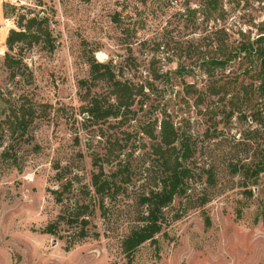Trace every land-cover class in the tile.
<instances>
[{
	"label": "rangeland",
	"instance_id": "rangeland-1",
	"mask_svg": "<svg viewBox=\"0 0 264 264\" xmlns=\"http://www.w3.org/2000/svg\"><path fill=\"white\" fill-rule=\"evenodd\" d=\"M222 4L211 13L204 0H0V264H127L121 242L138 198L161 178L145 128L158 134L163 107L178 125L190 119L191 166L214 164L217 179L194 175L187 196L167 207V234L141 245L132 264H264V173L243 187L228 167L247 155L233 142L249 124L197 104L186 84L202 86V72L155 80L161 90L143 108L139 96L134 113L94 119L87 111L95 99L117 103L111 82L92 73L94 59L109 62L119 79L146 82L154 70L196 67L214 31L234 46L264 31V0ZM34 16L45 18L41 36L10 48L11 31ZM261 132L249 156L264 151ZM97 173L112 180L103 194L93 185ZM76 202L93 210L91 235L79 241L67 222ZM50 224L55 232L46 231Z\"/></svg>",
	"mask_w": 264,
	"mask_h": 264
},
{
	"label": "trees",
	"instance_id": "trees-1",
	"mask_svg": "<svg viewBox=\"0 0 264 264\" xmlns=\"http://www.w3.org/2000/svg\"><path fill=\"white\" fill-rule=\"evenodd\" d=\"M222 1L204 0V5L211 13L220 10L222 13V8L224 9ZM44 22L45 18L34 16L24 24V30H12L8 38L9 47L13 48L18 39L39 38L41 36L39 31H42ZM213 35L214 39L209 44L210 49L201 54L196 67L180 63L174 71H160L159 73L154 70L153 78L147 77L146 82L119 79L109 62H98L94 59L92 73L96 79H106L111 82L117 103L104 107L99 99H95L87 111L94 119L134 113L131 107L139 96L138 103L143 108L152 98L151 95L161 90L155 84V80L163 79V77L168 79L173 74L183 76L193 72H202L204 79L202 86L195 82L186 84L193 93H197L195 100L197 104L202 105L204 110L212 115L223 114L227 122L236 117L241 123L249 124L244 132L242 131V139L233 142L238 148L242 146V151L247 155L243 157L236 154L228 162L231 174L241 175L242 186L247 187L250 182L255 184L259 176L264 173V151L262 150L261 154L249 156L250 146L261 136L264 126V31H261L256 38L248 39L239 46L226 41V32L214 31ZM155 45L157 49L163 48L160 43ZM238 60L241 61L240 65L231 68V63ZM163 110L158 134H154V130L150 131L149 128L144 129L151 139H155L152 153L161 169V178L155 187L141 192L138 198L135 225L121 242L122 252L127 257V264L134 262L135 254L141 245L148 241L158 244V236L167 234L166 228L169 224L166 214L167 207L177 196H187L188 183L194 175L198 174L202 177L203 174H207V182L210 184H215L217 179L216 165L210 164L208 168L203 167L198 172L191 166L193 157L196 156L197 145L194 135L187 127L190 119L183 118L181 124L178 125L171 119L166 108L163 107ZM155 122L157 124L158 120ZM235 147L231 149L235 150ZM120 169L126 171L128 167L124 165ZM101 175L102 173L93 175V185L97 193L103 194L111 189L112 180L103 178ZM56 200L62 202L63 197L58 195ZM207 201L204 199L201 204ZM92 214L93 210L90 209V205L84 202H76L70 207L67 222L71 226L78 227L75 240L91 235L89 225ZM207 221L210 222L209 218ZM56 227V224H50L46 231L55 232ZM94 235L98 237L99 233L96 232Z\"/></svg>",
	"mask_w": 264,
	"mask_h": 264
},
{
	"label": "water",
	"instance_id": "water-1",
	"mask_svg": "<svg viewBox=\"0 0 264 264\" xmlns=\"http://www.w3.org/2000/svg\"><path fill=\"white\" fill-rule=\"evenodd\" d=\"M99 58L101 61L105 60L106 59V56L102 55V54H99Z\"/></svg>",
	"mask_w": 264,
	"mask_h": 264
}]
</instances>
